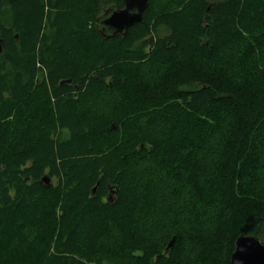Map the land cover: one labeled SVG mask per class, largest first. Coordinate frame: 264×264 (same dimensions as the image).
Wrapping results in <instances>:
<instances>
[{"label": "trees", "instance_id": "obj_1", "mask_svg": "<svg viewBox=\"0 0 264 264\" xmlns=\"http://www.w3.org/2000/svg\"><path fill=\"white\" fill-rule=\"evenodd\" d=\"M112 5L0 0V264H229L264 239V0H148L105 38ZM162 189L192 217L153 221Z\"/></svg>", "mask_w": 264, "mask_h": 264}, {"label": "water", "instance_id": "obj_2", "mask_svg": "<svg viewBox=\"0 0 264 264\" xmlns=\"http://www.w3.org/2000/svg\"><path fill=\"white\" fill-rule=\"evenodd\" d=\"M122 3V8L112 5L96 18V30L103 37L125 35L130 27L141 21L148 0H122ZM42 180L48 183L46 177H43ZM94 191L95 187L92 192ZM173 241L174 237L168 242L166 250L172 246ZM229 264H264V239L256 235H238L234 242V250L230 255Z\"/></svg>", "mask_w": 264, "mask_h": 264}, {"label": "rangeland", "instance_id": "obj_3", "mask_svg": "<svg viewBox=\"0 0 264 264\" xmlns=\"http://www.w3.org/2000/svg\"><path fill=\"white\" fill-rule=\"evenodd\" d=\"M163 34H164V31L160 30L159 31V35H163ZM146 75L148 77H152L153 78V75L156 76V70L155 69L147 70ZM109 104H110V102H105V101L101 102L100 106H99L101 112H109V110H110ZM150 129H152V127ZM216 139H218V137ZM217 145H218V142L216 143V140H214V142L211 144V148L213 150H215ZM213 159L214 158H212V160ZM212 160H211V157H210V159L206 161V162H208V164H206V166L207 165L209 166L210 163H212ZM161 192H163V194H165L164 197H163L164 199L161 202L158 201L157 206L160 207V208H158V210L155 211V214L152 215L151 218H152L153 221H155L157 219H160V221L163 222V224L166 226L170 222H172V220L177 218L178 217L177 215L182 210L184 212L177 218V220H179L181 218L190 219L189 217H192L190 214L188 215L187 212H185V210L187 208L186 207L187 206L186 205L187 197H185L183 199V201L173 202L172 199H169V198L166 197V190L165 189H162L160 191V193ZM168 192L170 194V189L169 188H168ZM149 221L150 220H146V219H141L139 221V223H138L139 231H138V234H137L138 237L140 239H142V240H145V241L146 240H148V241L150 240V241L157 242L156 244L162 246L165 243L166 239H167V237L163 236L164 235V231L160 229L161 226L159 227V229H157V227L154 228V229L150 228L151 224H150ZM160 225H161V223H160ZM261 239H263V238H261ZM165 250H166V247H165ZM184 253L188 254L186 252V250L184 251ZM193 264H195V260H194Z\"/></svg>", "mask_w": 264, "mask_h": 264}]
</instances>
